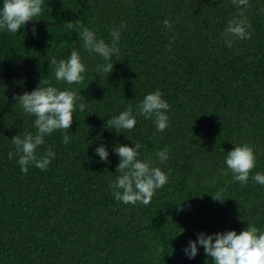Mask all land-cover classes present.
<instances>
[{"label": "trees", "instance_id": "16d2710c", "mask_svg": "<svg viewBox=\"0 0 264 264\" xmlns=\"http://www.w3.org/2000/svg\"><path fill=\"white\" fill-rule=\"evenodd\" d=\"M241 9L232 0H45L32 21L36 43L26 25L16 34L0 30V264H213L202 246L192 259L184 252L199 233L239 234L247 223L264 231V186L252 180L264 173V0L243 9L251 38L229 47L222 33ZM76 20L79 29L66 28ZM84 27L106 43L111 30L120 31L112 73L96 71L105 61L82 47ZM73 50L86 72L68 85L55 80L50 64ZM44 79L77 92L86 107L73 112L68 144L55 131L37 149L56 153L47 171L29 165L25 174L8 153L14 136L35 133V117L13 97ZM156 90L170 106L163 132L139 115L130 131L105 127L128 105L135 114ZM137 143V158L168 176L147 206L117 201L110 186L119 175L113 148ZM245 143L256 166L242 185L225 158ZM100 145L107 162L95 154ZM165 148L161 163L155 153ZM220 189L223 203L212 198Z\"/></svg>", "mask_w": 264, "mask_h": 264}, {"label": "clouds", "instance_id": "9594fccd", "mask_svg": "<svg viewBox=\"0 0 264 264\" xmlns=\"http://www.w3.org/2000/svg\"><path fill=\"white\" fill-rule=\"evenodd\" d=\"M45 0H3L0 7V30H5L12 34L18 33L25 27L29 21H34L36 17L43 14V5ZM232 3L238 8L247 9L249 0H232ZM241 9L238 16L229 20L222 36L231 47L233 40L250 39L252 33L248 31L250 24L244 16ZM81 20L65 22L69 30L79 29ZM163 24L166 28H171L169 20L165 19ZM121 25L120 28H123ZM78 38L82 41V47L91 53L98 54L105 61L104 64H98L96 71L98 73L110 74L113 72L114 65L111 63V57L118 54L120 41V31L113 29L110 32L112 37L110 43L104 39H99L96 33L84 27L78 32ZM174 39V38H173ZM53 66V76L56 81L65 82L68 85L79 84L84 80L83 73L86 67L81 61V57L76 50H73L67 59L56 60L51 58ZM13 99L19 103L23 112L34 116L35 133L26 132L14 136L11 141L15 146V152L10 151L8 158L11 160L18 156V164L21 172L27 173L28 166L47 171L52 159L56 153L51 148L45 149L43 155H38L37 149L44 145L45 137L55 131H62L63 143L68 144L70 137L67 130L73 123V112L79 108L84 111L85 103H77L82 97L72 90H59L51 85V81L40 80L37 88L22 95L14 96ZM170 106L160 90L148 93L137 105L136 113H133L131 105L119 115L113 116L106 121L105 127L113 129L118 134L122 130L130 131L136 124V116H143L144 119H152L158 132H163L169 126V117L167 111ZM140 144L133 147L119 145L113 148L120 158L117 165L116 179L111 182V189L114 198L122 201L125 205L142 203L147 206L150 204L156 190L161 189L168 182V176L160 167L152 166L151 160L138 159ZM167 148L158 151L155 155L161 163L168 160ZM95 154L101 161H108L109 152L107 147L100 145L96 148ZM228 171L231 172L235 181L246 185L249 181L250 173L256 166V156L254 149L249 144L235 146L233 150L227 152L225 158ZM252 180L264 186V173L257 172L252 176ZM213 200L223 203L226 199L223 189L217 190L212 195ZM198 245L202 246L204 252L211 258L213 264H264V231H261L254 223H247V228L239 234L236 231L219 232L212 235H206L201 232L197 240L188 242L184 252L189 259L194 258L198 253Z\"/></svg>", "mask_w": 264, "mask_h": 264}, {"label": "water", "instance_id": "95a60500", "mask_svg": "<svg viewBox=\"0 0 264 264\" xmlns=\"http://www.w3.org/2000/svg\"><path fill=\"white\" fill-rule=\"evenodd\" d=\"M38 25H39V23H37V22H32V21H29V22L26 23V28H27L28 32L30 33V35H31V37H32V41H33L34 43H36V41H35V39L33 38L32 31H31V27H32V26H38Z\"/></svg>", "mask_w": 264, "mask_h": 264}]
</instances>
